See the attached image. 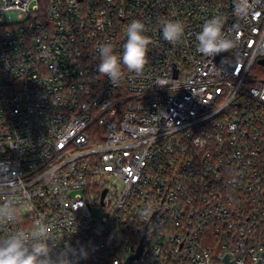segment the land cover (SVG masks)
Wrapping results in <instances>:
<instances>
[{
  "label": "built area",
  "instance_id": "built-area-1",
  "mask_svg": "<svg viewBox=\"0 0 264 264\" xmlns=\"http://www.w3.org/2000/svg\"><path fill=\"white\" fill-rule=\"evenodd\" d=\"M214 16L236 44L208 57ZM133 20L149 62L114 86L99 48L122 57ZM261 59L264 0H0V204L19 201L0 234L42 218L79 264H122L144 232L132 264H264Z\"/></svg>",
  "mask_w": 264,
  "mask_h": 264
},
{
  "label": "clouds",
  "instance_id": "clouds-1",
  "mask_svg": "<svg viewBox=\"0 0 264 264\" xmlns=\"http://www.w3.org/2000/svg\"><path fill=\"white\" fill-rule=\"evenodd\" d=\"M147 28L142 21L133 20L126 28L127 38L123 44L122 57H118L110 43L99 48L100 62L97 72L106 76L112 85H117L124 76L122 65L129 73L143 74L148 64L147 51L151 43L145 35ZM185 28L180 21H165L162 24L164 40L176 44L184 36ZM197 51L204 56L214 57L229 52L235 40L223 32V21L214 16L205 20L201 31L196 34ZM264 99V97H261ZM19 201L0 204V225L14 223ZM148 209L142 215H148ZM87 250L70 244L60 247L52 236L49 226L42 218L34 221L31 230L16 229L0 234V264H79L87 259Z\"/></svg>",
  "mask_w": 264,
  "mask_h": 264
},
{
  "label": "water",
  "instance_id": "water-1",
  "mask_svg": "<svg viewBox=\"0 0 264 264\" xmlns=\"http://www.w3.org/2000/svg\"><path fill=\"white\" fill-rule=\"evenodd\" d=\"M259 63L261 65H264V59L259 60ZM147 226H148V224H147ZM147 226H146V228H147ZM146 228H145V231H146ZM144 236H145V232L142 235L141 242H140V244L138 245V247L136 249V253H131L126 258V260L124 262H121L122 264H132L131 263V260H132L133 257H138L139 258V256L141 255V253H142V251L144 250V247H145L144 244H143V238H144ZM263 255H264V252L261 253V256H263ZM222 260H223L224 264H235L234 263V259L230 260L229 253L228 252L226 253V255L224 256V258ZM257 264H262L261 258H259Z\"/></svg>",
  "mask_w": 264,
  "mask_h": 264
},
{
  "label": "rangeland",
  "instance_id": "rangeland-1",
  "mask_svg": "<svg viewBox=\"0 0 264 264\" xmlns=\"http://www.w3.org/2000/svg\"><path fill=\"white\" fill-rule=\"evenodd\" d=\"M254 73L260 78L264 79V65L256 64L254 68ZM99 214V213H98Z\"/></svg>",
  "mask_w": 264,
  "mask_h": 264
}]
</instances>
